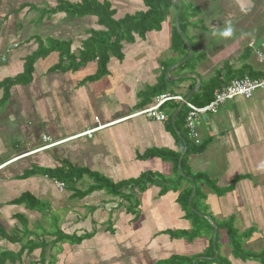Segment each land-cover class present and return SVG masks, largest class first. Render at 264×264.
Listing matches in <instances>:
<instances>
[{
    "label": "crops",
    "instance_id": "crops-1",
    "mask_svg": "<svg viewBox=\"0 0 264 264\" xmlns=\"http://www.w3.org/2000/svg\"><path fill=\"white\" fill-rule=\"evenodd\" d=\"M93 1L110 5L116 20L146 10L143 0ZM176 1L190 9L178 32L195 54L181 74L173 11L160 30L122 41L118 56L109 51L99 73V47L87 46L113 32L73 15L82 0H0V264H264V91L201 120L205 148L184 166L208 180L198 185L181 177L186 139L198 147L184 115L176 122L185 107L168 102L165 122L133 116L152 105L148 95L170 65L164 94L184 98L226 64L263 77L255 50L264 5L202 12L195 0ZM229 22L233 36L213 34ZM43 137L56 145L40 150Z\"/></svg>",
    "mask_w": 264,
    "mask_h": 264
},
{
    "label": "trees",
    "instance_id": "trees-1",
    "mask_svg": "<svg viewBox=\"0 0 264 264\" xmlns=\"http://www.w3.org/2000/svg\"><path fill=\"white\" fill-rule=\"evenodd\" d=\"M215 1V0H212ZM145 4V11L137 12L136 14L132 16H125L121 19H114L115 12L111 10L110 5L104 4V3H98L93 0H82V3L79 7L75 8L73 15L74 16H87V15H92L97 18L98 25L103 27L106 32H113V39L108 40V41H92L90 44L87 46V51L88 49H95V45L99 47L98 54L94 57L98 60L99 62V73H103L106 71V65L108 61V52L112 51L115 55L118 56L121 48H120V43L122 41L131 39L133 40V35H138L140 38H143L146 33L150 31H158L161 29V26L163 22L169 17L170 13L173 11L175 14L178 12V3L175 1L171 0H143ZM189 7L184 6L182 8V12L179 16L178 20V26L176 29L173 31L172 35V41H171V49L175 52H180L182 51V58H186L188 56V49L185 44V38L182 37L178 30H180L182 33L186 29V22L188 21V18L186 17L189 11ZM112 38V37H110ZM112 41V42H111ZM191 43V41H189ZM95 44V45H94ZM195 62V54L193 53L192 56L183 64L177 67L175 69L174 74H181L183 73L186 69L190 68L191 65ZM172 67V65L167 66L164 69V73L161 76V79L158 82V86L156 89H152L151 92L148 95L147 100L149 101L150 99H153V103L159 95H162L166 91V73L169 70V68ZM232 67L229 66L228 64L224 65L222 68V71L217 72L216 76L209 82L204 83L201 85L200 90L198 93L194 94L190 99L189 102L193 103L195 106H204L205 104L209 103L212 98H213V93L217 89H221L222 87H225L228 85L233 79H239L244 76L241 74H233L232 73ZM232 77V78H231ZM9 84V83H7ZM194 87L189 86V90L192 91ZM188 96V95H187ZM186 96V97H187ZM185 97V98H186ZM152 103V104H153ZM177 112V107L175 106L172 108V113L171 117L173 114ZM185 113L183 111V108L178 112L176 116V122H178L179 118L182 117ZM182 137L186 139L185 134H182ZM186 144H187V153L185 157L182 159V172L183 176L181 177H190L196 185L200 184L201 182H207L208 180L205 179V177L201 174L197 175H190L188 174L185 169V159L191 154V153H196L199 154L201 153L205 146H198L194 147L189 144V141L186 139ZM52 175V174H48ZM57 173L54 174L53 177H57ZM58 178V177H57ZM60 180H63L64 178H59ZM103 187L107 188L110 191L111 195H118V186L110 184L109 182L104 181ZM101 185V184H100ZM102 186V185H101ZM198 194V191H196V195ZM191 193L184 194L183 201L185 206H188L189 204V199H190ZM22 201H26L29 203L30 201L35 202L36 200L34 198H31L29 195H25L22 198ZM191 209H196L195 204L193 203V206ZM229 235L233 238L234 240V232L232 228H229ZM195 234V233H194ZM233 249L235 252L238 251V247L234 241V246Z\"/></svg>",
    "mask_w": 264,
    "mask_h": 264
},
{
    "label": "built area",
    "instance_id": "built-area-1",
    "mask_svg": "<svg viewBox=\"0 0 264 264\" xmlns=\"http://www.w3.org/2000/svg\"><path fill=\"white\" fill-rule=\"evenodd\" d=\"M255 56L260 65L264 67V44L255 50ZM2 54L0 52V59ZM258 91H264V76L260 78H250L244 76L239 79H233L228 85L217 89L213 93L212 100L204 106H195L186 101V99L179 95L162 94L156 97L154 103L141 111H138L133 116H145L148 119L158 122L167 121L168 117L163 112V107L171 101H176L186 109L185 124L187 130V137L195 145L201 144V137L199 134V124L207 114H215L223 105L231 103L237 98L250 100ZM93 130L86 131L82 136H90ZM43 147L40 150L55 146L50 138H42ZM59 192H64L66 185L62 182H55Z\"/></svg>",
    "mask_w": 264,
    "mask_h": 264
},
{
    "label": "rangeland",
    "instance_id": "rangeland-1",
    "mask_svg": "<svg viewBox=\"0 0 264 264\" xmlns=\"http://www.w3.org/2000/svg\"><path fill=\"white\" fill-rule=\"evenodd\" d=\"M193 2V1H192ZM192 6L198 8L202 12L205 11H211L215 9H222V10H228L233 13V11H240L241 9H249L251 8V3H255L258 8L262 7L264 5V0H215L214 2L212 0H195L193 2ZM223 31V30H222ZM221 32V30H220ZM217 35H219L217 33ZM201 40H205L203 37H201ZM209 41H212L211 39H208Z\"/></svg>",
    "mask_w": 264,
    "mask_h": 264
},
{
    "label": "water",
    "instance_id": "water-1",
    "mask_svg": "<svg viewBox=\"0 0 264 264\" xmlns=\"http://www.w3.org/2000/svg\"><path fill=\"white\" fill-rule=\"evenodd\" d=\"M171 1H175V2H177V3H178V6H179V8H178V12H177V16H176V19H175L176 23H178L179 16H180V14H181V12H182L183 5H182V3L179 2V1H176V0H171ZM180 35L183 36L182 33H180ZM185 43H186V46H187V48H188V50H189V55H188L186 58H184L181 62H179L175 67H178V66H180L181 64L185 63V62L191 57V55H192V49H191L189 43H188L187 41H185ZM175 67L171 68L170 71H172L173 69H175ZM189 99H190V97L186 98V101H189ZM192 199H193V198H191L190 201H192Z\"/></svg>",
    "mask_w": 264,
    "mask_h": 264
},
{
    "label": "clouds",
    "instance_id": "clouds-1",
    "mask_svg": "<svg viewBox=\"0 0 264 264\" xmlns=\"http://www.w3.org/2000/svg\"><path fill=\"white\" fill-rule=\"evenodd\" d=\"M234 27L231 25V23L229 22L228 26L221 32H219L218 34L222 37H231L234 34ZM214 35H216L217 33H213Z\"/></svg>",
    "mask_w": 264,
    "mask_h": 264
}]
</instances>
